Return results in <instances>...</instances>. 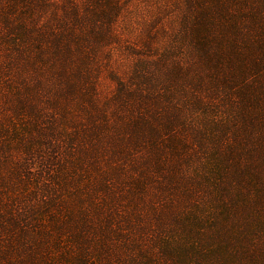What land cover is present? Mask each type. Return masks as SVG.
Listing matches in <instances>:
<instances>
[{
    "label": "rangeland",
    "instance_id": "obj_1",
    "mask_svg": "<svg viewBox=\"0 0 264 264\" xmlns=\"http://www.w3.org/2000/svg\"><path fill=\"white\" fill-rule=\"evenodd\" d=\"M31 8L30 38L4 46L0 62L17 75L4 206L24 226L44 222L19 243L58 238L66 264H264V89L249 104L232 98L208 61L240 40L228 0ZM57 134L60 198L50 199L37 196L28 154Z\"/></svg>",
    "mask_w": 264,
    "mask_h": 264
},
{
    "label": "trees",
    "instance_id": "obj_2",
    "mask_svg": "<svg viewBox=\"0 0 264 264\" xmlns=\"http://www.w3.org/2000/svg\"><path fill=\"white\" fill-rule=\"evenodd\" d=\"M228 2L233 8H228L226 24H229L228 27L233 34L237 32L240 40H232L231 48L228 50L220 49L211 55V59L208 57V61L216 70L215 76L219 73L222 74L216 79L220 77L219 79L222 81L219 83L222 84L223 88H228L227 91L230 96L232 98L237 97V100L249 104L251 99L247 97V93L255 92L259 84L264 89V0H228ZM31 6L32 0H0V62L3 58L2 53H5L4 46L18 48L30 38L27 28H30L32 22L35 21L34 10ZM9 71V68L5 69L0 64V264H66L63 261L64 246H61L64 242L58 238L48 239L50 236H46L47 240H44L41 246L26 241L19 243L18 237L24 232L29 230L43 231L41 227L44 222L38 219L37 225L24 226L21 220L17 219L13 210L5 209L4 206V193L8 194L10 190L3 187L5 180H3V172H6L4 158L10 160L12 156L9 151L6 152L4 149L8 140L3 134L6 128H9V119L5 120V117L13 115L10 108L12 106L6 101V98L10 91L9 87H11L8 83L13 82L17 76L14 74V68H12L14 75H10ZM260 97H263L264 100V94ZM260 113L247 112V116L254 119L260 114L261 119L264 116V111L261 109ZM238 114L235 113L236 117ZM260 119L259 123H262ZM183 129H175L174 132L182 133L181 130ZM60 135L54 136L51 146L48 143H42V151L39 149L34 151L33 148H29L28 156L35 155L40 165L38 172L40 174L34 178L37 196L50 199L60 198V183L52 178L56 175L58 168L62 166V164L60 166L58 159L62 154L60 147L65 144V141L63 136L57 138ZM174 137L178 141L186 140L183 135ZM27 159L26 157V169L31 165ZM61 191H64V188ZM33 248L34 250L30 254ZM36 249L38 250L36 251ZM41 249L42 251L39 252ZM25 250H27L30 259L24 256ZM75 264L79 263L75 262Z\"/></svg>",
    "mask_w": 264,
    "mask_h": 264
}]
</instances>
